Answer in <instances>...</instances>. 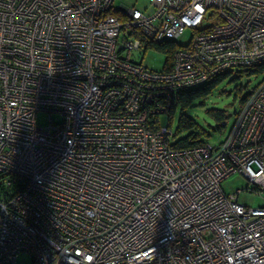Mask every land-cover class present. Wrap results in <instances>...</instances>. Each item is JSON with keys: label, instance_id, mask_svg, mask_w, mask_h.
Returning <instances> with one entry per match:
<instances>
[{"label": "built area", "instance_id": "built-area-1", "mask_svg": "<svg viewBox=\"0 0 264 264\" xmlns=\"http://www.w3.org/2000/svg\"><path fill=\"white\" fill-rule=\"evenodd\" d=\"M147 2L0 0V264H264V194L221 188L264 193V0ZM257 69L221 142L171 148L178 91Z\"/></svg>", "mask_w": 264, "mask_h": 264}, {"label": "rangeland", "instance_id": "rangeland-1", "mask_svg": "<svg viewBox=\"0 0 264 264\" xmlns=\"http://www.w3.org/2000/svg\"><path fill=\"white\" fill-rule=\"evenodd\" d=\"M120 5L123 7L135 8L143 11L145 8H147L148 2L147 0H113V6L115 8ZM189 39L190 31L187 30L182 36L176 38L174 43L179 46H185L189 42ZM129 57L135 62L140 61L142 65L157 71L161 70L165 61V56L163 54L153 50H147L145 54L142 52H132L129 54ZM234 74L235 73L229 77H226L220 84H218L209 97L202 101L194 102L192 107L184 112L186 116L192 119L199 127L204 129V131L209 134V137H206V141L211 145H217L224 139L229 128L231 127L234 112H238L239 110V99L244 98L247 93L262 79V76L250 79L242 76L241 78L234 79ZM237 87H242L244 90L237 94L236 98L234 99L236 94L235 88ZM210 109L225 110L229 115H232L228 118L227 126L221 134L217 132L214 133L212 131V129L215 127V123L206 114V111ZM178 115L179 111L176 110L169 128L172 132L176 127ZM49 117L54 122L61 121L62 119L61 115L56 113L39 112L36 114L38 127H45L48 124ZM160 121L162 125H165L166 117H161ZM221 188L226 195L234 194L237 190H240V193L237 196V202L243 206L254 209L260 207L263 203L264 193H254L250 191L253 188V185H251L244 177L240 175L234 174L229 176L222 182ZM16 264H30L29 256L21 254L16 259Z\"/></svg>", "mask_w": 264, "mask_h": 264}, {"label": "trees", "instance_id": "trees-1", "mask_svg": "<svg viewBox=\"0 0 264 264\" xmlns=\"http://www.w3.org/2000/svg\"><path fill=\"white\" fill-rule=\"evenodd\" d=\"M168 46L170 49H175L176 45L174 43H166L165 45L162 44L155 48V51L163 54L165 56V60H170L171 56L166 53L164 50V47ZM261 71V69L253 70V71H247V72H241L234 74V79L241 78L242 76H245L247 79L250 78H256V74H258ZM233 75V74H231ZM228 76H218L213 78L212 80L206 82L203 85L196 86L194 88L186 89V90H180L176 93V96L174 97L172 101V109L170 113L166 116V126L170 128L173 115L176 110L179 111V115L177 118L176 127L172 133V137L170 139L169 145L173 150L181 151V150H188L193 147L200 146L201 144L206 142V137H209V134L204 131L201 127H199L192 119H190L188 116L185 115V111L192 107L193 103L196 101H202L209 97L214 89L220 84L226 77ZM247 89V88H246ZM244 89L242 87L235 88V96L241 93ZM248 94V93H247ZM245 98V97H244ZM244 98L239 99L238 105L240 106ZM206 114L209 118L213 120L215 123V127L212 129L214 133H222L225 130V123L227 122L229 118V114L225 110H219V109H210L206 111ZM13 186L11 188L6 187L2 188L0 187V194H3V197H8L13 190ZM9 191V192H8ZM250 191L256 193L255 189H251Z\"/></svg>", "mask_w": 264, "mask_h": 264}, {"label": "water", "instance_id": "water-1", "mask_svg": "<svg viewBox=\"0 0 264 264\" xmlns=\"http://www.w3.org/2000/svg\"><path fill=\"white\" fill-rule=\"evenodd\" d=\"M118 9H122L121 7H118Z\"/></svg>", "mask_w": 264, "mask_h": 264}]
</instances>
